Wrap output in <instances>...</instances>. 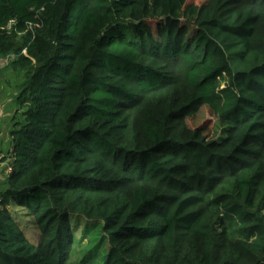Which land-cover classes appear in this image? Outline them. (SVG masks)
Returning <instances> with one entry per match:
<instances>
[{"label":"trees","instance_id":"trees-1","mask_svg":"<svg viewBox=\"0 0 264 264\" xmlns=\"http://www.w3.org/2000/svg\"><path fill=\"white\" fill-rule=\"evenodd\" d=\"M14 19L0 264H71L92 233L103 264H264V0H0ZM202 106L217 140L177 131Z\"/></svg>","mask_w":264,"mask_h":264},{"label":"rangeland","instance_id":"rangeland-1","mask_svg":"<svg viewBox=\"0 0 264 264\" xmlns=\"http://www.w3.org/2000/svg\"><path fill=\"white\" fill-rule=\"evenodd\" d=\"M208 0H190L191 3H194L196 5H201L203 3H206ZM221 10L222 13H224L225 16H228L230 14V8L227 6L225 1H217L216 6ZM23 35L17 36L14 40L16 43L20 46H22V39ZM17 45V46H18ZM3 58L2 60L4 61V66L3 67H12L10 62L13 60V54L10 56H4L1 57ZM6 62V64H5ZM170 75H174L173 72H169ZM186 125H179L177 128V131L180 132L181 127L186 129V132H197L199 128H201L200 135L201 137H206L207 141H212V140H217L219 139L223 132L224 128L221 125V123L218 121L216 115L214 112L208 107V106H202L195 114L189 116L185 120ZM216 221V216L214 214L209 216V222L210 223H215ZM25 223V220H23ZM78 227V234L75 236L77 240L79 238H82V235L84 233V230L86 229V225L83 223H79ZM100 228H98L96 231L99 233ZM218 230V228L214 229ZM100 237L99 235H95V233H92V236L89 237L86 241L85 239V244L82 247L75 248L74 250V256L73 259L71 260V264H103V260L106 254V247L103 248H98L95 249L93 248V245L95 243H99ZM221 244V243H219ZM98 244H96L97 246ZM157 252H162L164 256H167L168 254L171 253L172 248L170 246L166 247L164 246V241L159 244ZM179 249H193L195 246H197L196 240L193 237H184L182 238L179 243ZM225 242L223 243L221 247L222 253H227V249L225 247ZM93 248V249H92ZM92 249V251H91Z\"/></svg>","mask_w":264,"mask_h":264},{"label":"crops","instance_id":"crops-1","mask_svg":"<svg viewBox=\"0 0 264 264\" xmlns=\"http://www.w3.org/2000/svg\"><path fill=\"white\" fill-rule=\"evenodd\" d=\"M2 59L0 58V105L2 107L0 155H4L6 158L0 162V200L7 189L6 179L9 174V164L11 163L7 156L12 152L13 148V127L15 123L23 121L22 111H18L17 98L27 81L24 71L15 70L9 66L3 67L4 61Z\"/></svg>","mask_w":264,"mask_h":264},{"label":"built area","instance_id":"built-area-1","mask_svg":"<svg viewBox=\"0 0 264 264\" xmlns=\"http://www.w3.org/2000/svg\"><path fill=\"white\" fill-rule=\"evenodd\" d=\"M33 24L29 23L28 25V30H33ZM26 30V31H28ZM17 20H11L6 26L0 28V33H7V34H12L13 32H17ZM22 34H24L23 31H21L18 35L21 36ZM17 56L13 55V59L16 58ZM2 116V107L0 105V119ZM6 158V156L4 155H0V162H2L4 159ZM7 158L10 160V162L13 160V155L12 152L7 156ZM10 166V164H9ZM12 171L11 166L9 167V173Z\"/></svg>","mask_w":264,"mask_h":264}]
</instances>
